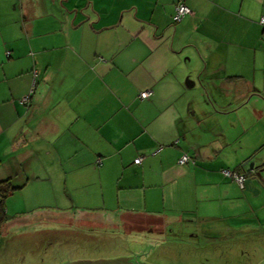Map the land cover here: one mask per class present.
Wrapping results in <instances>:
<instances>
[{
	"label": "crops",
	"instance_id": "crops-1",
	"mask_svg": "<svg viewBox=\"0 0 264 264\" xmlns=\"http://www.w3.org/2000/svg\"><path fill=\"white\" fill-rule=\"evenodd\" d=\"M177 2L190 13L173 23ZM262 18L264 0H0V181L18 186L7 230L56 224L65 264L98 229L152 246L264 193L246 171L264 139L241 143L264 114ZM241 166L245 189L222 174ZM38 180L58 206L14 209Z\"/></svg>",
	"mask_w": 264,
	"mask_h": 264
},
{
	"label": "rangeland",
	"instance_id": "rangeland-1",
	"mask_svg": "<svg viewBox=\"0 0 264 264\" xmlns=\"http://www.w3.org/2000/svg\"><path fill=\"white\" fill-rule=\"evenodd\" d=\"M210 110H214L212 105ZM216 112L214 111L213 114ZM263 116L264 114H256V119L251 122L246 120L247 124L253 123L254 127L249 134L242 135L241 143L245 138L253 144L264 139ZM238 127L244 130L241 123ZM244 147L241 144L242 151ZM262 155L264 156V150H258L253 157L256 159ZM252 162L257 163L259 160ZM255 170H259L260 179H264V164ZM243 176L245 178V174ZM233 181L241 188V183ZM41 182L38 180L30 186L36 189H28L23 195L12 197L9 202L14 203V209L18 207L22 213L33 216L31 214L33 211H45L46 208L43 207H57L56 198L39 193ZM249 194L246 203L239 201L235 204V208L226 205L214 213L213 211L208 213L220 219L224 218L223 223L211 222L207 226L203 224L194 227L185 226L182 231H174V236L170 238L160 236L153 244L151 243L152 246L144 240L147 236L135 244V240H126L124 236L126 234L121 230L98 229L95 234H98L99 238L88 243L93 245L92 247L88 248L76 241L72 242L70 252L74 254L66 256L64 261H68L65 264L86 261L97 256L139 257L149 264H257L264 259V193L249 192ZM7 215L10 217L15 214L8 210ZM58 228L56 224L49 226L30 224L7 230L5 226L0 238V264H62L59 255L63 251L59 250L61 248L58 244L64 239L58 236L61 229ZM192 234L194 236L191 237ZM113 238L116 240L119 238L116 245L110 243ZM135 249L139 252L137 253Z\"/></svg>",
	"mask_w": 264,
	"mask_h": 264
},
{
	"label": "built area",
	"instance_id": "built-area-1",
	"mask_svg": "<svg viewBox=\"0 0 264 264\" xmlns=\"http://www.w3.org/2000/svg\"><path fill=\"white\" fill-rule=\"evenodd\" d=\"M189 13H190V10L188 9V7H186L182 2H177L174 6V11H173L171 20L173 23L179 22L184 16L188 15ZM260 23L264 25V18L260 20ZM33 74L35 75V71ZM149 96H150L149 91H143L139 94V97L142 99H145ZM26 100H27V97L23 98L22 103H25ZM139 161H140V158H137L136 160H134L136 164H138ZM188 162H191V161H190V158L186 155L181 156V158L178 160V164L180 165L188 163ZM222 172L226 177L231 178L232 180H235L237 183H241V188L243 187L245 183V178L243 174H239V173H236L230 170L229 171L223 170Z\"/></svg>",
	"mask_w": 264,
	"mask_h": 264
},
{
	"label": "trees",
	"instance_id": "trees-1",
	"mask_svg": "<svg viewBox=\"0 0 264 264\" xmlns=\"http://www.w3.org/2000/svg\"><path fill=\"white\" fill-rule=\"evenodd\" d=\"M245 166H241L236 170L237 173H240L239 170H242ZM247 170V169H246ZM250 174V173H248ZM246 173H245V179H246ZM18 189V186H15L14 183L12 182L11 178H7L4 180L0 181V238H1V232L6 226V224L9 221V217L6 214L5 210V201L8 197H10L16 190Z\"/></svg>",
	"mask_w": 264,
	"mask_h": 264
},
{
	"label": "water",
	"instance_id": "water-1",
	"mask_svg": "<svg viewBox=\"0 0 264 264\" xmlns=\"http://www.w3.org/2000/svg\"><path fill=\"white\" fill-rule=\"evenodd\" d=\"M253 166H254L253 162H248V168L246 171L250 172L253 169ZM72 264H149V263L143 261L139 257H101V258L76 262ZM257 264H264V259H262Z\"/></svg>",
	"mask_w": 264,
	"mask_h": 264
},
{
	"label": "flooded vegetation",
	"instance_id": "flooded-vegetation-1",
	"mask_svg": "<svg viewBox=\"0 0 264 264\" xmlns=\"http://www.w3.org/2000/svg\"><path fill=\"white\" fill-rule=\"evenodd\" d=\"M253 163H254V162H253ZM247 164H248V163H247ZM257 167H258L257 165H254V166H253V169L255 170ZM253 169H252L251 171H253V172L255 173V176L258 177V176H259V175H258V171H259L260 169H259V170H255V171H254ZM251 171H250V172H251ZM255 176H254V177H255ZM259 177H260V176H259ZM245 183H246V182H245ZM245 183H244V185H243V187H242L241 189H245V187H246Z\"/></svg>",
	"mask_w": 264,
	"mask_h": 264
}]
</instances>
